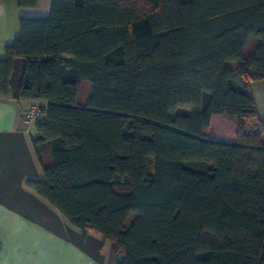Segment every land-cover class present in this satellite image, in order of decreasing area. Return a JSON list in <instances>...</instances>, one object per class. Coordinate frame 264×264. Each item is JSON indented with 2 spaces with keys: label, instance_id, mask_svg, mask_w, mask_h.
Segmentation results:
<instances>
[{
  "label": "trees",
  "instance_id": "16d2710c",
  "mask_svg": "<svg viewBox=\"0 0 264 264\" xmlns=\"http://www.w3.org/2000/svg\"><path fill=\"white\" fill-rule=\"evenodd\" d=\"M37 0H17L21 8ZM0 96L41 100L27 184L108 264H264V0H51L20 16ZM88 84L85 99L80 86ZM236 120L235 138L208 132Z\"/></svg>",
  "mask_w": 264,
  "mask_h": 264
},
{
  "label": "crops",
  "instance_id": "0c3cea01",
  "mask_svg": "<svg viewBox=\"0 0 264 264\" xmlns=\"http://www.w3.org/2000/svg\"><path fill=\"white\" fill-rule=\"evenodd\" d=\"M50 1L21 8L17 0H0V58L19 35L18 18L46 17ZM24 66L23 58L14 59L10 95L0 96V264H108L110 244L101 235L84 234L27 184L43 173L32 142L35 126L22 122V110L34 102L19 97ZM250 91L264 123V78L252 81ZM217 117H211L208 132L220 137L213 130ZM225 136L220 138L230 139Z\"/></svg>",
  "mask_w": 264,
  "mask_h": 264
},
{
  "label": "rangeland",
  "instance_id": "374dc122",
  "mask_svg": "<svg viewBox=\"0 0 264 264\" xmlns=\"http://www.w3.org/2000/svg\"><path fill=\"white\" fill-rule=\"evenodd\" d=\"M88 84L83 83L80 86V96L82 99H85L88 94ZM218 121H215L214 123V133L220 137H230V139L235 138V129H236V120L234 118L229 117H221L218 116ZM228 139V138H227Z\"/></svg>",
  "mask_w": 264,
  "mask_h": 264
},
{
  "label": "built area",
  "instance_id": "2783aa9c",
  "mask_svg": "<svg viewBox=\"0 0 264 264\" xmlns=\"http://www.w3.org/2000/svg\"><path fill=\"white\" fill-rule=\"evenodd\" d=\"M44 117V103L41 100H34L32 104L22 110V122L26 126L34 124L37 120H43Z\"/></svg>",
  "mask_w": 264,
  "mask_h": 264
}]
</instances>
